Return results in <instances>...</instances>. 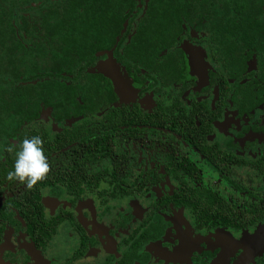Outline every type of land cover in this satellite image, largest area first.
<instances>
[{
	"label": "flooded vegetation",
	"instance_id": "obj_1",
	"mask_svg": "<svg viewBox=\"0 0 264 264\" xmlns=\"http://www.w3.org/2000/svg\"><path fill=\"white\" fill-rule=\"evenodd\" d=\"M0 86L38 106L0 109V264H264V0H0Z\"/></svg>",
	"mask_w": 264,
	"mask_h": 264
},
{
	"label": "snow or ice",
	"instance_id": "obj_2",
	"mask_svg": "<svg viewBox=\"0 0 264 264\" xmlns=\"http://www.w3.org/2000/svg\"><path fill=\"white\" fill-rule=\"evenodd\" d=\"M145 12H147V8L145 9ZM185 51V49L183 48ZM187 53V61L191 65V73L193 72V69L196 71V75L193 76H199L201 74V66L203 64V55H201V52L198 48H190L188 51H185ZM104 66V70L109 72L112 77H115L116 83L114 84V80L110 78L113 82V84L116 87V84L119 85L120 88V97L122 96L126 101H130L131 97L134 93L133 87H132V81L127 78V74L125 73L124 76L120 75L121 69L115 68L113 65H110L109 63H100ZM99 71V70H97ZM102 72V71H99ZM103 73V72H102ZM104 74V73H103ZM104 76H106L104 74ZM109 77V76H106ZM176 224L177 231L179 232V224L183 223L182 220L174 221ZM198 238V237H197ZM193 240L192 239V229H189L187 233H179V235L176 237L181 243V246L183 247L186 243H191L199 246L201 243V240L198 239ZM256 238L251 236H246V238H242L240 240H234L231 236L228 235H218L217 236V244L215 247L221 248L222 252L232 253L235 252L236 248H246L247 246L252 245L255 243ZM261 243L264 244V237L261 239ZM155 251L158 254L162 255H168L166 249H161L160 246L155 249ZM177 252L180 251V249L176 250ZM222 254V253H221ZM242 264H244L243 258H241ZM182 264V262H181Z\"/></svg>",
	"mask_w": 264,
	"mask_h": 264
},
{
	"label": "clouds",
	"instance_id": "obj_3",
	"mask_svg": "<svg viewBox=\"0 0 264 264\" xmlns=\"http://www.w3.org/2000/svg\"><path fill=\"white\" fill-rule=\"evenodd\" d=\"M49 171V163L44 154L41 137L25 138L19 145L13 167L5 176L8 181H19L28 188L44 178Z\"/></svg>",
	"mask_w": 264,
	"mask_h": 264
},
{
	"label": "trees",
	"instance_id": "obj_4",
	"mask_svg": "<svg viewBox=\"0 0 264 264\" xmlns=\"http://www.w3.org/2000/svg\"><path fill=\"white\" fill-rule=\"evenodd\" d=\"M74 24H78V21L76 19ZM17 91L18 90L16 87L9 89L8 87L0 86V104H2V108L0 107V109H12L22 116L31 118V109H37L38 106L30 107L29 103L21 98L22 94H20V92L22 91V89L19 88V93ZM13 96H15L14 100Z\"/></svg>",
	"mask_w": 264,
	"mask_h": 264
},
{
	"label": "water",
	"instance_id": "obj_5",
	"mask_svg": "<svg viewBox=\"0 0 264 264\" xmlns=\"http://www.w3.org/2000/svg\"><path fill=\"white\" fill-rule=\"evenodd\" d=\"M115 80V79H114ZM115 83H116V80H115ZM116 87H117V89H118V91L120 90L119 89V85L118 84H116ZM120 92V91H119Z\"/></svg>",
	"mask_w": 264,
	"mask_h": 264
}]
</instances>
